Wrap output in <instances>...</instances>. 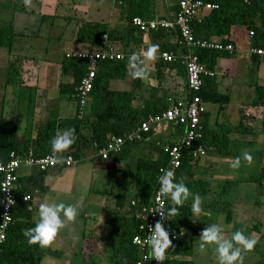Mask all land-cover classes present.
Returning a JSON list of instances; mask_svg holds the SVG:
<instances>
[{
	"label": "crops",
	"instance_id": "0c3cea01",
	"mask_svg": "<svg viewBox=\"0 0 264 264\" xmlns=\"http://www.w3.org/2000/svg\"><path fill=\"white\" fill-rule=\"evenodd\" d=\"M155 1V17H169L174 12V0ZM67 2L71 5L70 8L72 10L70 12L72 14L75 10L74 16H72L73 19H71L75 23L73 35H75L81 20L103 21L119 29H124L126 26L124 21L125 10L120 2L116 3L115 0H67ZM8 6L7 2L0 3V17L2 15L1 12ZM44 15L53 18L56 17V11L45 13ZM94 15L96 17H93ZM68 16L66 15L64 18L68 20ZM44 20H42V23H46ZM245 32L243 31L247 37L241 42H239L240 39H235L229 33L231 41L228 43L233 45V50L219 54L215 58L214 64L209 68L213 73L212 77L216 84V90L219 94L224 95V101L222 103L213 102L204 100L201 97L205 108V112L201 116V126H204L206 134L203 146L206 152L190 168L192 178L205 181L207 190L199 195L201 211L198 216H194L192 213V201L189 205L191 230L186 232L183 228L180 229L183 230L185 247L190 248V253L173 254L165 252V261L175 260L190 262V264H217V260H214L212 254L209 253L207 257L203 255L202 259L199 258L197 263L193 249L195 241L200 240L199 235L202 230L212 224L222 226L226 239H230L231 235L236 231H241L245 235L244 231L248 229L249 236H245L256 240L253 250L260 252L258 250L260 248L259 245L262 244L264 246V219H262L264 217L260 216L261 220L257 218L254 220L255 218L251 215L255 207L261 208L258 215L264 213V201L258 200L259 196L264 197L262 193L264 187L260 185L259 181L256 182V178H259L260 174L264 172V62L249 52L250 48L254 46L251 45L248 32ZM19 35L23 34L18 33L13 38L11 52L15 55L26 57L22 61L25 82L20 88L16 84H7L5 79L0 80V88L2 89V92H0V118L16 119L17 134H24L29 138H34L35 129L39 124L49 119H66L74 115V113L67 115L50 114L49 106L51 101L48 99L46 88H44V85H40L30 79L29 73L26 72L31 69V67L25 66L27 60L35 63L40 59L34 54L28 55L13 51L14 48L17 47L19 49V47L23 46L16 39ZM133 35L141 37L140 44L115 42L112 45L122 53L126 60V74L123 79L111 81L110 86L112 85L113 89L119 90L133 87L135 94L133 105L135 107H142L144 102L149 100L152 88L156 89L153 96L162 98L167 105L186 99L189 95L183 74L184 69L182 64L178 63L179 61L176 62L181 69L179 67L170 68L169 66L159 67L155 65V60L148 61L144 65L146 71L144 78H136L131 75L129 57L133 53H142L152 46L157 47L159 42L157 38H152L149 31H136ZM127 36L130 37V35ZM52 38H56V36H49V39ZM211 39L219 40L220 38L214 36ZM176 40V35L170 36V45L175 44ZM91 48L95 47L82 43L73 52L77 53ZM160 51L157 47L156 58H160L158 56ZM174 52L180 53L181 51L178 47ZM3 54L5 56V53ZM140 58L142 59L143 57L141 56ZM0 68L6 70V61L2 62ZM31 76L36 77L37 74L34 76L31 73ZM71 80L70 75L62 74L55 87L58 89L60 82H70ZM87 101L90 108L91 99L88 97ZM88 113L89 111L81 114L86 115ZM24 116L25 119L22 118ZM20 119H22V125L19 123ZM28 128L29 134H27ZM213 133L224 136L221 144L213 140L215 139ZM181 134L182 128L178 125L161 123L156 127H152L149 135L137 145L139 148L138 155L148 153V156H152L154 145L164 148L167 144L163 145L162 143H174L180 139ZM82 135L83 138H89L90 136L87 130H83ZM88 146H84L79 159L75 163L88 152H92V155L90 154L92 157L96 155L92 146ZM245 153L251 155L252 160L250 163L243 160ZM236 157H241V165L238 169H233L230 165ZM69 167L59 164L46 170L42 176L44 188L40 192L29 188L28 193L33 195L32 211L33 219L36 222L38 220V208L41 203H64L68 199L70 201L72 193L75 191V186L73 185L70 188L63 178L67 175L66 181L69 180V175L72 174H69ZM71 170L74 171L73 169ZM38 171L36 167H21L18 174L21 177L29 178ZM116 179L118 181V178H115V181ZM249 186L255 187L257 200L246 205L247 202H244L245 200L243 199L247 197L245 190ZM92 190L93 188L90 187L85 196L84 193L82 194L83 198L81 201L79 200L73 205L78 208L76 219L73 222L66 221L64 228L59 231L53 243L49 247L43 248L44 254L39 264H70L72 262L73 264L116 263V259H112V249L117 247V240L112 238L113 236H109L107 222L112 215L128 216L129 201L133 198L132 196L129 199L127 198L128 200L125 201L123 207L117 210L116 193L118 192L112 189L113 191H110L109 194L107 192L102 194L100 190L96 189L94 190L96 195L91 197L94 199L90 202L87 200H89ZM113 202H115V208L113 207ZM69 203L64 204L70 205ZM261 231H263V234ZM196 237L198 239H195ZM257 247L259 248L257 249ZM243 264L245 263L243 262Z\"/></svg>",
	"mask_w": 264,
	"mask_h": 264
},
{
	"label": "trees",
	"instance_id": "16d2710c",
	"mask_svg": "<svg viewBox=\"0 0 264 264\" xmlns=\"http://www.w3.org/2000/svg\"><path fill=\"white\" fill-rule=\"evenodd\" d=\"M115 1L116 3L120 2L125 10V28L119 29L103 21L81 20L74 37L76 41L89 44L96 48L88 50H103L111 47L115 51H118L112 46L115 42L122 44L128 42L140 44L141 37L133 35L134 32L140 30L131 23L132 17L139 16L143 19L155 18V0ZM213 1L217 3L216 8L203 10L191 20L190 26L195 37L211 39L216 36L220 38L219 40L221 42L228 43L231 41L229 38L231 27L240 25L246 29L248 34L250 31L252 32V34H249L251 45L264 47V0ZM175 11L176 5L174 4ZM48 17L47 15H43V19ZM149 33L152 38L159 40L157 47L161 51L168 50L174 52L178 47L180 51H183L175 31L156 29L149 31ZM17 34L13 29L12 20L4 22L0 19V48H5L6 50L5 80L7 84H16V86L21 88L24 83L21 78L22 61L26 57L15 55L11 52L13 38ZM173 34L176 35L177 40L175 44L170 45L169 37ZM127 35H130V37ZM194 52L198 55L199 61L210 68L219 54L228 51L195 49ZM178 63L176 61L165 62L161 58L155 59V65L159 67L169 66L170 68H176L179 67ZM59 66L61 75H70L72 79L70 82H60L58 89L60 92L69 93V97L75 101L76 110L74 115L66 119H49L39 124L35 129L36 134L34 138H29L24 134H17L16 119L9 120L1 117L0 161H6L11 151L21 156H26L30 151L34 158L51 153L50 140L59 132H63L66 129H74L76 139L67 151L56 154L58 157L63 158L71 154L78 160L84 146L89 147L88 145L92 146L94 153L98 155V150L113 138L124 136L134 130L147 115L158 113L169 106L162 98L153 96V93L156 92L155 88L151 89L149 100H146L142 107H135L133 105V100L135 99L133 87L131 89L119 90L113 89L110 86L111 81L125 78L126 60L123 56L116 60L99 61L92 90L89 94V98L91 99L89 113L82 115V112L80 113L78 99L75 98V88L87 70V61L78 58L76 55L71 56L65 53L59 62ZM182 67L184 69L183 65ZM183 74L185 76V69ZM212 76L203 77L198 95L204 100L222 103L224 101V95L217 92L216 84ZM83 130L89 132V138H83ZM149 133L144 136H148ZM213 135H215V139L213 140L221 144L224 136L215 133ZM205 138V129L202 126L201 137L196 142L204 146ZM143 140L125 142L119 152L109 154L107 159L128 158L133 148ZM162 144L171 145L173 143L165 142ZM153 152L152 156H148V153H143L136 157L133 190L129 191L125 187L123 191L116 193L117 210L123 207L125 201L130 198L129 195L132 196L134 200H131L135 201L136 204H131L130 200L127 211L128 216L112 215L107 222L109 236H113L112 238L117 240V247L112 249V259H116V263L114 264H135L139 259L140 249L132 244L131 239L134 235L140 233L138 228L141 221L139 214L140 207L150 203L160 177L159 169L168 162L167 153L162 146L154 145ZM199 157L193 158L189 153L185 152L181 164L175 169L174 174L177 180L183 181L191 193L201 195L207 190V185L205 181L200 179L194 180L192 178V172L190 171L191 166H193V163ZM119 170V168L109 169L108 178H117L120 174ZM45 172L46 170H39L29 178L18 175L13 189L15 203L11 208L10 223L6 231L5 240L0 242V264H39L43 257L44 249L38 245H29L23 235L25 229L34 227L36 223L33 219L32 211L33 195L31 194V199L28 201L23 200V197L28 193L29 188L37 190L38 192L44 188L42 176ZM258 181L264 187V172L260 174L259 178H256V182ZM262 193L264 195V190ZM191 201L192 197L189 196L188 200L182 206H178L177 213L170 217L171 232L175 237L170 240L171 244L166 249V252L173 254L190 253V248L185 247L183 230L186 232L191 230V211L189 207ZM165 202V210H168L170 205L167 201ZM181 228L183 230H180ZM173 242L176 244L173 245ZM163 264H190V262L164 260Z\"/></svg>",
	"mask_w": 264,
	"mask_h": 264
},
{
	"label": "built area",
	"instance_id": "2783aa9c",
	"mask_svg": "<svg viewBox=\"0 0 264 264\" xmlns=\"http://www.w3.org/2000/svg\"><path fill=\"white\" fill-rule=\"evenodd\" d=\"M176 11L169 17H155L152 19H143L134 16L131 23L138 30L147 32L156 29L172 30L178 35L179 43L183 51L175 53L172 51H160L158 56L165 62L179 61L185 69V83L189 95L186 99L171 103L166 109L149 114L141 123L132 131L122 137L113 138L104 147L97 152L102 158H108L109 154L117 153L121 150L123 144L127 141H135L145 139V134L149 133L152 127H156L161 123H169L178 125L182 128V134L179 140L171 145H165L164 150L168 156L166 165L159 169L160 176L163 171L170 169L173 172L180 166L181 160L185 152L191 157L196 158L205 154L206 150L196 141L201 137V116L205 112L201 97L198 92L201 87L203 77L213 75L211 70L199 61L195 49L232 51L231 43H223L220 40L204 39L195 37L192 32L190 22L203 10H210L217 7V3L213 0H174ZM249 34H252L250 31ZM251 54L257 56L264 62V47H251ZM67 55L85 59L87 61V70L81 78L78 86L75 88V98L78 99L80 112L86 104L89 94L92 90L93 80L97 72L99 61L116 60L123 55L115 51L113 48L103 50H86L75 53H67ZM76 159L73 155L68 154L63 158H59L56 154L48 153L42 157L34 158L29 151L26 156L16 154L14 151L9 153L6 161H0V242L5 240L6 231L11 219V208L15 203L13 189L18 179V171L21 167H36L38 170L45 171L54 168L59 164L66 167L73 165ZM159 183L155 187L153 197L148 205L140 207L141 221L138 225L140 233L134 235L131 239L132 244L140 249L139 259L135 264H157L151 256V250L147 244L150 235V227H154L155 223L160 220L159 209L165 210L166 202L158 198ZM10 200V205L8 203ZM31 199V194L24 195L23 200ZM131 204H136L131 201ZM31 208V206H29ZM164 227L169 233V239H173L175 235L171 232L169 221L164 222ZM176 243L173 242V245ZM166 256V254H165Z\"/></svg>",
	"mask_w": 264,
	"mask_h": 264
},
{
	"label": "rangeland",
	"instance_id": "374dc122",
	"mask_svg": "<svg viewBox=\"0 0 264 264\" xmlns=\"http://www.w3.org/2000/svg\"><path fill=\"white\" fill-rule=\"evenodd\" d=\"M5 2H7L9 6L1 12L2 15L0 19L4 22L12 20L14 31L19 34H23L16 37V39H18L23 46L19 47V49L16 47L13 51L22 52L23 54L28 55L34 54V56L40 59L35 63L27 60L25 66L31 67V69H28L26 72L29 73L30 79H33L34 82H38L40 85H44V88H46L48 99L51 101L49 106L50 114L67 115L69 113H75V101L68 98L69 93H60L55 87V84L58 83L61 78L59 61L61 60L63 54L75 53L73 51L82 45L81 42L75 40L73 35L75 23L74 20L71 19H73L72 16H74L75 10L73 14L70 12L72 9L70 8L71 5L68 4L67 0H29L27 6L25 4V0H0V3ZM82 3L85 4L84 1H82ZM52 11H56V17H48L44 20L46 23H42L43 15L45 13H51ZM66 15H69L67 18L68 20L64 18ZM93 17L96 16L94 15ZM69 20L71 21L69 22ZM243 29L244 28L240 25H234L230 29V34L234 36L235 39H240L239 42H241L247 37L243 33L246 29ZM51 35L56 36V38L49 39V36ZM3 53H5V56ZM3 61H6L5 48L0 49V66ZM31 73L34 74V76L37 74V76L33 77L31 76ZM24 74V70H21V78L25 82ZM5 76L6 71L0 68V80L5 79ZM0 92H2L1 88ZM88 111L89 102L87 101L86 105L83 106L82 114L87 113ZM22 118L25 119V116ZM19 123L22 125V119H20ZM27 134H29V128ZM138 149L139 148L137 146L134 147L126 159H107L98 155L92 157L90 156V154L92 155V152L85 154L77 163L68 168L70 171L69 174L72 173L69 175V180L66 181L67 175L63 177L65 182H67V186L70 188H72L73 185L75 186V191L72 193L70 201L68 199L65 200L64 203L70 202V205H74L76 202H79V200L81 201L83 198L82 194L84 193L85 196L90 187L93 188L92 192H90L91 196L89 197V200H87L90 202L94 199L91 197H95L96 195L94 192L96 189L100 190L102 194L104 192L109 194V192L113 190L115 192H121L125 187H127L129 191H132ZM109 168H121L119 170L120 174L117 177L118 181L108 178ZM245 195L247 197L243 200H245L244 202H247L246 205H249L257 200V193L254 186H249V188L245 190ZM98 199L100 198L98 197ZM258 200L264 201V197L259 196ZM113 207L115 208V202H113ZM254 209L255 210L251 212V215L255 218L254 220H256V218L261 220L260 216L264 217V213L258 215L261 208L258 209L255 207ZM244 232L245 235L249 236L248 229ZM261 233L263 234V231H261ZM195 239L198 238L196 237ZM199 241L200 240H196L193 244L197 263L199 258L202 259L203 255L207 257L208 253L212 254L214 260H216L214 246H206L205 251L201 253L199 250ZM259 247H257V249L259 248L258 250L260 252L254 251L253 248L250 252L242 253L245 259L243 262L245 264H264V246L261 244ZM70 264H73V262Z\"/></svg>",
	"mask_w": 264,
	"mask_h": 264
},
{
	"label": "clouds",
	"instance_id": "9594fccd",
	"mask_svg": "<svg viewBox=\"0 0 264 264\" xmlns=\"http://www.w3.org/2000/svg\"><path fill=\"white\" fill-rule=\"evenodd\" d=\"M29 0H25V4ZM157 47L152 46L142 53H133L129 57L131 75L136 78H144L146 71L144 65L148 61L156 59ZM143 57L142 59L140 57ZM75 130L66 129L55 135L50 140V148L53 154H60L67 151L75 142ZM243 160L251 162L250 154L245 153ZM241 165V157L233 159L230 167L238 169ZM158 198L167 201L170 205L168 210L159 209L156 211L160 220L150 227V235L147 244L151 250L152 258L157 264H163L166 249L171 244L169 233L164 227V222L177 213L178 206H182L189 196L192 197V213L198 216L201 209V200L198 194L191 193L182 180H177L172 170L166 169L158 179ZM10 205V200L8 199ZM78 215V208L73 205L60 203H41L38 208V220L34 227L23 231L24 237L29 245H38L40 248L49 247L56 238L59 231L64 228L65 222H73ZM199 250L203 253L207 247L214 246L217 264H243V252H250L256 244V240L246 237L241 231H236L230 239H226L223 228L219 224H212L202 230L199 235Z\"/></svg>",
	"mask_w": 264,
	"mask_h": 264
}]
</instances>
